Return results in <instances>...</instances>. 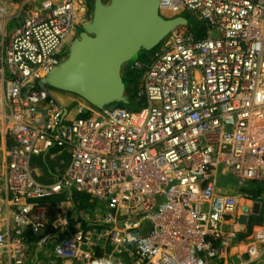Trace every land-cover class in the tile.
<instances>
[{"label": "built area", "instance_id": "1", "mask_svg": "<svg viewBox=\"0 0 264 264\" xmlns=\"http://www.w3.org/2000/svg\"><path fill=\"white\" fill-rule=\"evenodd\" d=\"M23 6L0 22V264L44 247L53 264H264V200L243 190L264 191V0H159L205 31L179 26L131 63L137 109L43 87L91 16L86 0Z\"/></svg>", "mask_w": 264, "mask_h": 264}, {"label": "water", "instance_id": "2", "mask_svg": "<svg viewBox=\"0 0 264 264\" xmlns=\"http://www.w3.org/2000/svg\"><path fill=\"white\" fill-rule=\"evenodd\" d=\"M159 0H94L66 56L43 78V87L78 96L95 107L126 105L123 65L140 51L155 49L175 28L187 25L183 15L166 18ZM240 222L244 223L242 216Z\"/></svg>", "mask_w": 264, "mask_h": 264}, {"label": "rangeland", "instance_id": "3", "mask_svg": "<svg viewBox=\"0 0 264 264\" xmlns=\"http://www.w3.org/2000/svg\"><path fill=\"white\" fill-rule=\"evenodd\" d=\"M106 1V0H105ZM87 3V0H86ZM87 6V4H86ZM23 6V0H0V22L5 23V27H7V30H10L14 25L18 24L21 21V16L24 10ZM91 7H87V13L84 16V19L89 18V14L91 16ZM181 15L185 16L187 18V29H190L194 32H199V31H205L204 27L202 26V21L199 19V17L190 11H184L181 13ZM152 51L149 52H143L140 51L139 54L136 56L135 60H140L143 62H146L149 58V54ZM144 53V54H143ZM141 75L142 72L138 70H132V76L131 80L129 82V87L134 89L135 91L139 88L141 84ZM60 92L59 90L53 89L52 93H58ZM63 92V91H62ZM65 93V92H63ZM67 94V95H66ZM65 96H72L69 93H65ZM44 164H47L48 166H52L53 162H44V161H37L36 162V172L41 173V171L45 170V174L41 176V179L44 181H51L52 177L49 175L47 167H44ZM252 196H255L254 194ZM254 221H259V219L254 220Z\"/></svg>", "mask_w": 264, "mask_h": 264}, {"label": "crops", "instance_id": "4", "mask_svg": "<svg viewBox=\"0 0 264 264\" xmlns=\"http://www.w3.org/2000/svg\"><path fill=\"white\" fill-rule=\"evenodd\" d=\"M202 26L204 27V24H202ZM192 32L194 34H196L197 36H202L204 31H199V32L192 31ZM54 95L63 104H68L69 101H70V98H71L69 96H65V93H63L62 91H60V92H58L56 94L54 93ZM251 184L254 187L258 186L257 187L258 188V192L254 194L255 195L254 197L259 196L261 198V200H264V191H263L262 187L258 183H255V182H253ZM247 186H248V184L245 185L244 187L247 189ZM231 190H233V189H231ZM26 234H27V237L30 239L31 242L36 239V236L31 235L29 232H27ZM105 251H107V249H105V250H97L96 254L97 255L106 254L107 252H105ZM30 255H31V257L34 260H35V258L38 260V262H39L38 264H53L56 261V258L54 257V255L51 252V249L49 247L48 248L44 247V248L39 249V250H35V249L33 250V248H31ZM118 261H119L118 264H130L131 255L128 254V253H124V254H122L120 256Z\"/></svg>", "mask_w": 264, "mask_h": 264}, {"label": "trees", "instance_id": "5", "mask_svg": "<svg viewBox=\"0 0 264 264\" xmlns=\"http://www.w3.org/2000/svg\"><path fill=\"white\" fill-rule=\"evenodd\" d=\"M149 52V51H147ZM136 59L133 58L130 61L126 62L123 65L122 68V77L123 80L125 81L126 84V94L128 96V103L126 105H124L125 107H127L128 109H137L138 107H140L143 104V99L139 96H137L136 91L134 89H132L131 87H129V82H130V78L132 76V70H130V65L131 63ZM258 186H252V184H248L247 189L245 187H243L244 191H248L250 194H255L258 192ZM64 195H54L52 197L46 198V201H49L50 203H55L57 201L63 200L64 199ZM72 197L73 200H76L79 202L80 206H84L87 203V197L85 196V194L80 193V192H72Z\"/></svg>", "mask_w": 264, "mask_h": 264}, {"label": "flooded vegetation", "instance_id": "6", "mask_svg": "<svg viewBox=\"0 0 264 264\" xmlns=\"http://www.w3.org/2000/svg\"><path fill=\"white\" fill-rule=\"evenodd\" d=\"M104 1V0H103ZM94 0H87V7H91V12H92V6H93ZM144 54V53H143Z\"/></svg>", "mask_w": 264, "mask_h": 264}]
</instances>
